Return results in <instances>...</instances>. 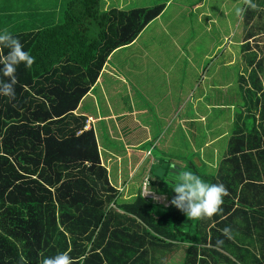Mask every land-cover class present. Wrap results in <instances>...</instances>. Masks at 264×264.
<instances>
[{
	"label": "trees",
	"instance_id": "16d2710c",
	"mask_svg": "<svg viewBox=\"0 0 264 264\" xmlns=\"http://www.w3.org/2000/svg\"><path fill=\"white\" fill-rule=\"evenodd\" d=\"M101 1L69 0L60 19L27 31L0 15V29L36 58L31 69L18 67L15 98L0 96V264H43L61 252L74 264H173L180 251L182 264H264V134L253 113L264 115V61L254 66L250 48L257 35L242 45L248 88L211 179L227 188L222 211L193 220L173 206L158 216L141 193L120 202L96 131H85L87 118L76 111L111 56L133 45L167 4L103 11ZM252 4L242 13L245 28L264 14Z\"/></svg>",
	"mask_w": 264,
	"mask_h": 264
},
{
	"label": "rangeland",
	"instance_id": "374dc122",
	"mask_svg": "<svg viewBox=\"0 0 264 264\" xmlns=\"http://www.w3.org/2000/svg\"><path fill=\"white\" fill-rule=\"evenodd\" d=\"M68 1L0 0V15L7 13V16H11L10 24L27 31L31 26L30 19L37 24L60 19ZM122 1L102 0L101 9L108 11V3L114 2L117 5ZM260 1L262 0H251V3H256L264 12V0ZM168 3L169 11H165L164 17L153 24L142 39L136 41L134 50L120 49L112 55L107 63L108 73L102 79L107 82L114 78L120 85L122 81L125 85L129 84L132 87L129 97L134 95L135 87L145 93L140 95L145 98V102L150 103L144 106L148 114H138L141 106H129V97L126 98L124 90L117 89L120 85L116 83H112L118 90L116 101L108 97L110 93L107 88L103 90L99 85L98 90L92 92L86 101H82L78 110V114L86 113L96 120L95 131L102 161L110 171L112 185L121 190L120 202L133 203L142 188L141 196L155 205L158 216L165 212L162 207H169L175 196V181L172 177L178 174L179 169L191 171L207 183H211V179L218 173L232 137L236 121L235 110L241 109V96H246L245 90L248 88L245 82L249 80L251 70L245 67V56L249 54L242 51L248 33L257 35L250 44V48L258 54L254 66L264 61V14L251 27L245 28L242 13L250 5L248 0H124V6L117 5L113 8L131 10ZM172 15L177 17L174 21H171ZM168 17L171 18L167 19ZM160 25H163L161 32L153 34ZM137 49L144 53L137 54V60L131 63L129 56ZM180 85H188L185 91L187 97L182 99V103L190 99L201 101H195L197 105L194 103L192 108H179L176 111L174 104L179 102L176 98L184 96L182 89H179ZM163 90L165 93H162ZM203 95L210 96L208 105L215 106V110L201 105L204 102ZM259 95L261 102L258 107L263 108L264 96L262 92ZM167 99L171 102L175 116H179L181 110L182 113L191 111L192 121L195 122L192 137L188 125H180L172 120L166 124L168 120L164 117L158 120L154 114L158 106L166 103ZM178 105L179 103L177 107ZM122 107H125V111ZM221 108L225 111L224 124L218 113ZM195 110L199 116L192 114ZM124 112L133 113L136 116L134 122L127 115L122 116ZM205 112H211L210 117ZM243 112L245 117L249 115L247 110L244 109ZM253 113L257 115L264 134V115L259 118V109H255ZM135 122L140 127L141 124L144 126L138 129ZM211 128H217L218 131L216 137L211 136L212 147L208 149L206 144L211 141L208 133ZM202 147L208 149L207 153ZM130 148L140 155L131 156V151L128 150ZM199 150H203V153H198ZM147 177L150 178V190L159 194L158 196H168H162L165 203H159L157 197L156 201L144 197L142 185ZM184 216L188 218L185 214ZM184 259L185 251H180L172 262L182 264Z\"/></svg>",
	"mask_w": 264,
	"mask_h": 264
},
{
	"label": "clouds",
	"instance_id": "9594fccd",
	"mask_svg": "<svg viewBox=\"0 0 264 264\" xmlns=\"http://www.w3.org/2000/svg\"><path fill=\"white\" fill-rule=\"evenodd\" d=\"M248 3L251 7L256 6L251 0H248ZM35 59L29 51L24 50V45L18 37L6 28L0 29V96L15 98L18 67L23 65L26 69H31ZM92 129H94L93 120L89 118L85 131ZM172 179L175 181L173 189L175 196L171 200V207L175 206L189 219L204 220L222 211L224 197L228 195L227 188L222 183H207L193 172L181 169ZM223 234L228 239L233 238L230 227H225ZM223 243L224 240H217L216 246L219 248ZM84 259L85 257H81L82 261ZM43 264H74V261L68 253L61 252L44 258Z\"/></svg>",
	"mask_w": 264,
	"mask_h": 264
},
{
	"label": "crops",
	"instance_id": "0c3cea01",
	"mask_svg": "<svg viewBox=\"0 0 264 264\" xmlns=\"http://www.w3.org/2000/svg\"><path fill=\"white\" fill-rule=\"evenodd\" d=\"M174 1H177V0H174ZM123 2H124V0L120 3V4H117L118 6H124V5H122L123 4ZM170 3V2H169ZM169 3L167 4V8H166V10L165 11H169L168 10V5H169ZM108 5H110L109 6V8H111V7H115V6H117L116 4H114V2H112V3H108ZM173 5H174V3H173ZM166 13L164 12L156 21H154L152 24H150L145 30H144V32L142 33V35L138 38V40H137V42L140 40V39H142L143 37H144V35L146 34V33H148V31H149V29H150V27L153 25V24H155L157 21H159L160 19H162L163 17H164V15H165ZM176 16L174 15V17H173V15H172V18L171 17H168L167 19H170L171 18V21H174V18H175ZM177 18V17H176ZM30 23H31V26H29V28L30 29H32V28H34V27H42V24H37V23H35L32 19H30ZM28 28V27H27ZM163 28V25H160V26H158L157 27V31H155V32H153V34H156V33H160L161 32V29ZM29 29V30H30ZM136 43V42H135ZM135 43L133 44V45H131V46H128V47H126V48H123L124 50H126V49H133L134 47H135ZM122 49V50H123ZM134 50V49H133ZM120 51V50H119ZM118 52V51H117ZM147 54L149 53V54H153V53H151V52H149V51H145ZM144 52H142V51H138V49L136 50V51H133L132 53H131V55L129 56V59H130V62L132 63V62H134V61H136L137 60V54H143ZM115 54H116V52H115ZM114 54V55H115ZM112 57V56H111ZM139 60V59H138ZM108 70H109V68H108V65L106 64V66H105V68H104V71H103V73H102V76H101V78H100V80H99V82H98V84L96 85V87H95V89L94 90H92L88 95H87V97L84 99L85 101L88 99V97L91 95V93L92 92H94V91H96V90H98V87H99V85L100 86H102V88H103V90L104 89H106L107 88V90H108V93H110V95H108V97H110L111 99H113V100H115V96H116V94H117V92H118V90L116 91V88L114 87V83H116V84H119V82H117V81H115V79L114 78H112V79H108V81L107 82H104V81H102V79H103V77H104V74H106V73H108ZM130 73V72H129ZM139 73V72H138ZM141 77V76H140ZM142 78V77H141ZM144 81H147V79L146 78H142ZM111 82V83H110ZM106 85H105V84ZM113 83V84H112ZM120 85V84H119ZM129 84H126L125 85V83H124V81H122V84L120 85V87H118L117 89H121V90H124V94L126 95V98H128L129 96H130V91H131V88L132 87H130V86H128ZM219 85V84H218ZM187 86L188 85H185L184 87H183V85H180V88L179 89H182V95H184L183 96V98L181 97H179V98H176V99H178L179 100V102H177L176 104H174V109L177 111V110H180V109H182V108H187V107H190V108H192L194 105V103H195V101H197V102H199V101H201V100H198V99H194L195 101H192V99H190L189 101L188 100H185V102L184 103H182V99H185L187 96L185 95L186 94V89H187ZM135 93H134V95H132V97H129L127 100H128V102H129V106H132L133 104H136V105H138L139 107L141 106L142 108L141 109H139V111H138V114H142L143 113V115H145L146 116V113L148 112V110L147 109H144V106L146 105V104H150V103H148V102H145V98H143L140 94H143V95H145V93H142L141 91H139L138 90V88H136L135 87ZM133 91V92H134ZM162 93H165V91L163 90V92ZM169 93V92H168ZM170 95H171V93H169ZM136 95H139L136 99H135V96ZM154 95H156L155 93H154ZM166 96H169V95H167V94H165ZM204 96V102L201 104V105H203L204 107H209V108H211V109H213V110H215L214 108H216L215 106H212V105H208L209 104V102H210V96L209 95H203ZM142 99V102H140V98ZM198 98H200V97H198ZM83 100V101H84ZM116 101V100H115ZM134 101H136V102H134ZM167 102H169V104L166 102V103H164V104H161L160 106H158V109H157V112H154V114L157 116V118H158V120H159V118H162V117H164L165 119H166V124H168V122H169V120H172L173 122H177V123H179L180 125H185V126H187L188 125V127H189V133H190V135H191V137H192V135H193V124L195 123V122H193L192 121V116H191V111L190 112H186L185 111V113H182L183 111L181 110V112H180V114H179V116H175V113L173 114V107L171 106V102H170V100H166ZM179 103V107H177V104ZM126 104V103H125ZM183 106H182V105ZM114 105V104H113ZM195 105H197V103H195ZM115 106V105H114ZM80 108V107H79ZM79 108H78V110H79ZM180 108V109H179ZM121 109H123L124 111H125V107H122ZM78 110L76 111V114H77V116H84V117H86L87 119H89V118H91L92 120H93V126H94V129H95V125H96V120H94L93 118H92V116L91 115H89V114H82V115H80V114H78ZM128 110L130 111V108H128ZM154 110V109H153ZM218 110V109H217ZM225 111H224V108H221L220 109V111H218V113H220V118H222V121H223V124H224V115H225V113H224ZM197 114L198 115V113L196 112V110H195V112L193 113L192 112V114ZM210 113L211 112H205L204 114H208V116L210 117ZM148 114V113H147ZM128 116L130 119H131V121L132 122H134V118L136 117V116H134L133 115V113H129V112H124V115H122V116ZM131 116V117H130ZM199 116V115H198ZM202 117V116H201ZM177 118H179L180 120L178 121V119ZM182 118H184L185 120H187V121H182ZM219 120V119H218ZM152 122H153V120H152ZM206 122H207V119H206ZM209 122V121H208ZM133 124V123H132ZM173 124V123H172ZM135 126H136V128H140L141 129V127L142 126H144L143 124H141V127L139 126V123L138 122H135V124H134ZM165 127L167 126V127H169L168 125H164ZM166 127V128H167ZM165 128V129H166ZM186 128V127H185ZM218 128H219V126H218ZM122 129V128H121ZM223 129V128H222ZM186 130V129H185ZM217 131H218V129L216 128L215 130L213 129V128H211V130L209 131L208 130V133H209V136H210V138H211V141L209 142V143H207L206 144V146H208V149H210V147H212V137L213 136H215L216 137V134H217ZM212 136V137H211ZM125 141H126V139H125ZM128 147H130L129 145H128ZM202 149H204V151H206V153H207V150L208 149H205V148H203L202 147ZM128 150H132L131 148L130 149H128ZM127 150V151H128ZM198 153H200V154H202L203 153V150H199L198 151ZM129 154L131 155V156H133V155H140L139 154V152L138 151H131V152H129ZM129 155V156H130ZM104 164V163H103ZM143 186V185H142ZM141 193H142V188H141V191H140ZM139 192V193H140ZM155 193V192H154ZM156 195H159V194H157V193H155ZM160 196H166L167 198H168V196L167 195H160Z\"/></svg>",
	"mask_w": 264,
	"mask_h": 264
},
{
	"label": "built area",
	"instance_id": "2783aa9c",
	"mask_svg": "<svg viewBox=\"0 0 264 264\" xmlns=\"http://www.w3.org/2000/svg\"><path fill=\"white\" fill-rule=\"evenodd\" d=\"M88 129V128H87ZM149 185H150V178L149 177H147V178H145V181H144V184H143V195H144V197H146V198H148V199H152V200H154V201H156L155 200V197H157V200H159L158 202L159 203H161V204H163V203H165V200H163L162 199V196H158V195H156L154 192H152L150 189H149ZM172 206V204H170V206L169 207H171Z\"/></svg>",
	"mask_w": 264,
	"mask_h": 264
},
{
	"label": "water",
	"instance_id": "95a60500",
	"mask_svg": "<svg viewBox=\"0 0 264 264\" xmlns=\"http://www.w3.org/2000/svg\"><path fill=\"white\" fill-rule=\"evenodd\" d=\"M173 175L175 174V173H172Z\"/></svg>",
	"mask_w": 264,
	"mask_h": 264
}]
</instances>
